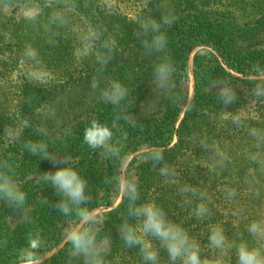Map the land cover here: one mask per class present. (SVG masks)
<instances>
[{"label": "trees", "instance_id": "obj_1", "mask_svg": "<svg viewBox=\"0 0 264 264\" xmlns=\"http://www.w3.org/2000/svg\"><path fill=\"white\" fill-rule=\"evenodd\" d=\"M8 1L0 0V39L1 31L6 30L1 15ZM72 1L74 9L84 13L88 27L102 33L96 42L97 51L101 50V40L108 37L116 40L117 47L103 70L90 58L85 70L65 73L61 86L21 76L23 85L16 114L0 113V162L12 166L16 183L27 192L23 210H13L0 201V264H74L77 257L63 239L74 219L56 211L53 205L59 197L41 181L44 172L63 165L32 156L23 147L25 140L38 138L36 130L41 126L49 131V151L61 156L58 159L70 157L87 180L89 206L95 211L116 203L118 177L124 163L143 151L142 157L133 159L127 170L139 186V202L154 200L163 207L171 220L182 224L200 242L202 255H211L209 224L222 226L233 242L248 240L262 250L260 237H250L246 225L252 219L262 224L264 217V166L247 159L248 153L257 151L247 134L248 127L264 128V97H257L254 92L256 84L264 79V0H154L142 15L158 18L167 10L174 17L164 31L168 37L166 55L176 67L172 86L157 102L150 98L158 91L151 76L158 54L143 48L136 22L105 16L89 0ZM198 48L201 50L192 61L194 92L187 106L188 61ZM36 49L43 66L53 64L52 74L65 72L63 66L67 64L69 68L71 58H65V46L53 43L42 48L38 44ZM17 52L14 66L23 58L21 45ZM0 67L3 71L10 65L0 57ZM2 75L0 72V78ZM113 79L128 88L127 100L118 109L101 98V91ZM216 80H224L235 89L233 105L225 107L209 89L208 85ZM118 113L126 114L135 123L118 121L126 133L121 140L122 159H111L83 142V130L91 120L110 122ZM231 113L242 114L246 125L237 127L230 123ZM194 133L206 137L216 152L202 147ZM153 149L161 150L165 162L176 169V183L165 182L158 175L148 159ZM259 151L264 154V145ZM217 152L226 156L222 164ZM213 164L215 171L211 170ZM183 183L207 190L213 212L210 218L198 221L191 215L194 203L182 199L176 190L177 184ZM229 189H235V197H227ZM126 207L123 199L114 210L97 216L98 246L110 247L103 264H142L138 249L125 246L117 232ZM30 235L40 237V247H27ZM161 258L166 261L163 251Z\"/></svg>", "mask_w": 264, "mask_h": 264}, {"label": "clouds", "instance_id": "obj_2", "mask_svg": "<svg viewBox=\"0 0 264 264\" xmlns=\"http://www.w3.org/2000/svg\"><path fill=\"white\" fill-rule=\"evenodd\" d=\"M54 19L63 21L60 14H54ZM174 17L167 10L161 12L159 17L141 15L136 17L139 29L140 43L146 51L158 54V59L152 65L151 76L154 85L161 92H168L176 72L173 61L166 55L168 37L164 31L165 26L173 23ZM102 33L89 27L81 33L82 47L78 52L80 57L94 58L101 70L107 66L114 53L117 42L108 37L100 42V51H97V40ZM24 59L37 62L38 51L32 46H26L22 53ZM41 82H46L49 76L42 72L36 76ZM93 87H96L94 84ZM216 99L225 107L231 106L236 101V91L224 80H216L208 85ZM257 97H264V79L254 87ZM128 97V88L119 80L113 79L101 91L102 100L118 109ZM123 119L129 125L134 121L124 113H118L110 122L91 120L83 130V142L100 155L111 159H122L121 140L126 133L120 128L118 121ZM230 123L237 127H244L246 121L242 114L231 113L228 117ZM37 139H28L23 143L24 149L32 156L51 160L63 166L55 167L54 171L44 172L41 181L50 186L59 199L53 205L63 217L74 219L64 231V242L77 256L83 258V264H103V249L98 247L99 234L96 226L99 219L95 210L89 206L91 197L88 183L83 175L73 165L70 157L58 159L49 151V131L46 127H39ZM120 133L117 138V133ZM248 136L253 141V148L257 151L247 154V159L252 163L264 166V154L259 149L264 145V128L248 127ZM42 137V138H40ZM202 147L216 152L206 137L194 133ZM219 163L226 160V156L217 152ZM148 159L156 166L158 175L165 182L176 183V169L165 162L164 154L159 149L148 153ZM216 165L213 164L212 171ZM15 173L6 161L0 162V201L13 210H23L27 203V192L15 181ZM118 184L122 197L127 201L126 216L117 227L125 246L138 249L142 264H264V251L241 239L233 242L225 234L219 224H209L207 231L208 248L210 256L202 255V247L198 240L193 238L188 230L180 223L171 220L164 208L154 200L140 201L139 186L135 180L127 175L118 177ZM177 192L188 203H194L191 215L198 221H203L213 215L209 206V194L206 189L198 188L192 184H177ZM227 197H235V189L227 190ZM191 198V199H188ZM47 203V201H46ZM132 221L130 222V219ZM248 235L255 238L264 234V227L260 221L252 219L246 225ZM42 241L39 236L30 235L27 247L36 249ZM161 251L166 254V261L161 258ZM231 252V255L229 254Z\"/></svg>", "mask_w": 264, "mask_h": 264}, {"label": "rangeland", "instance_id": "obj_3", "mask_svg": "<svg viewBox=\"0 0 264 264\" xmlns=\"http://www.w3.org/2000/svg\"><path fill=\"white\" fill-rule=\"evenodd\" d=\"M89 1H91L93 8L97 12H101L105 16L120 17L126 23H135L136 17L140 16V14L142 15V12L148 9L154 0ZM4 4L8 5L4 8L1 15L6 30L5 33L1 31L3 38L0 39V57L2 60H6L10 67L8 69L3 68V71H0L3 74L2 78H0V113L14 116V113L16 114L17 112L18 98L21 92V86L23 85V83L20 82L21 76H30L33 80H37L42 84L53 82L61 86L62 79L67 77L65 73L70 71V73L77 74L80 70L88 68L90 58L80 57L78 52L82 47L80 39L81 33L86 31L89 27L84 13L74 9V2L72 0H9L8 3ZM54 14H60L64 22L55 20ZM113 21L121 23L119 19H114ZM53 43L65 46L66 50L64 51V56L67 61L71 58V62H69L71 65H69L70 69L68 68V64L67 66H63L66 68L65 72L56 71L52 74L51 70L53 69V64L48 63L43 66L42 60L41 63L39 61L33 62L24 59V57L18 59V63L14 66L15 60L19 56L17 52L18 46L20 47L21 45L23 50L29 45L36 49L38 44H40L42 48H45V45ZM200 50L201 48L195 49L189 56L187 105L193 97V89L191 95L189 89L190 76L193 78L192 61L195 54ZM48 55L49 54L46 53V59H48ZM9 57H11V59ZM56 65H58V63ZM42 72H46L49 76L46 82H41L36 79V76ZM164 93L165 92L158 90L152 94L150 99L157 102ZM185 108L180 112L178 123L184 115ZM11 118L13 119L14 117ZM143 154V151H141L129 157L123 165L121 175L130 177V175L127 174L130 163L135 158L139 160ZM122 200L123 197L120 189L116 203L108 209L102 208L96 210V216L114 210ZM261 225L264 227V217ZM259 237L263 243L262 250L264 251V234L259 235ZM98 247L103 249L102 257L104 260L110 247L104 245ZM74 264H83V258L77 256L74 260Z\"/></svg>", "mask_w": 264, "mask_h": 264}, {"label": "bare ground", "instance_id": "obj_4", "mask_svg": "<svg viewBox=\"0 0 264 264\" xmlns=\"http://www.w3.org/2000/svg\"><path fill=\"white\" fill-rule=\"evenodd\" d=\"M189 89H190V95H191V93H192V89H193V78H191V76H190Z\"/></svg>", "mask_w": 264, "mask_h": 264}, {"label": "water", "instance_id": "obj_5", "mask_svg": "<svg viewBox=\"0 0 264 264\" xmlns=\"http://www.w3.org/2000/svg\"><path fill=\"white\" fill-rule=\"evenodd\" d=\"M193 92H194V85H193ZM191 99H192V98H191ZM190 102H191V100L189 101V103H190ZM188 105H189V104H188ZM188 105H187V106H188ZM186 108H187V107H186ZM186 108H185V109H186ZM58 249H60V248H58ZM58 249H57V250H58ZM57 250H55L54 253H55ZM48 257H49V256H48ZM48 257H46L45 259H47Z\"/></svg>", "mask_w": 264, "mask_h": 264}]
</instances>
